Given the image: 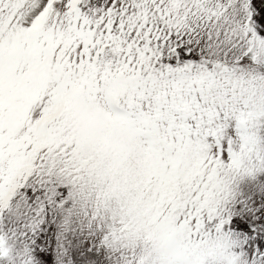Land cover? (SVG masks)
<instances>
[{
	"label": "snow or ice",
	"instance_id": "obj_1",
	"mask_svg": "<svg viewBox=\"0 0 264 264\" xmlns=\"http://www.w3.org/2000/svg\"><path fill=\"white\" fill-rule=\"evenodd\" d=\"M0 264H264V0H0Z\"/></svg>",
	"mask_w": 264,
	"mask_h": 264
}]
</instances>
